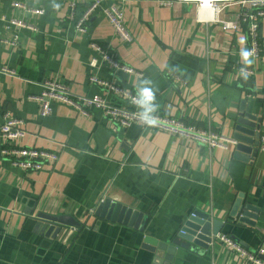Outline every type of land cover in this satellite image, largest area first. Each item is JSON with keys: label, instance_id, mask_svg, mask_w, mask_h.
<instances>
[{"label": "crops", "instance_id": "0c3cea01", "mask_svg": "<svg viewBox=\"0 0 264 264\" xmlns=\"http://www.w3.org/2000/svg\"><path fill=\"white\" fill-rule=\"evenodd\" d=\"M22 1L43 12L28 16L37 31L24 30L18 45L10 46L2 42L13 37L2 18L16 10L11 0H0V67L15 73L0 74V125L6 114L22 119L26 135L16 144L55 151L58 159L27 172L0 154V264H247L218 238L207 249L173 240L199 211L223 223L218 235L251 252L264 246L261 143L254 155L235 146L209 150L137 124L113 130L95 107L83 115L56 102L42 118L38 103L28 97L38 94L39 82L46 79L64 81L74 95H99L100 87L89 82L93 72L137 93L141 81L148 80L156 110L164 115L233 137L243 107L259 120L263 135L264 19L259 56L246 65L240 58L247 44L245 27L230 33L217 23L199 22L191 3L125 0L124 23L133 39L125 43L101 13L80 34L67 17V0ZM239 11L231 6L220 17L237 19ZM91 41L109 47L141 77L113 72L101 62L91 68L89 62L98 59ZM242 65L253 70L247 79L238 71ZM100 199L143 213L144 230L96 216ZM247 204L258 209L250 212L254 225L239 224L237 216ZM64 215L78 225L45 219ZM51 225L59 230L47 236ZM146 237L175 247L174 253L148 250Z\"/></svg>", "mask_w": 264, "mask_h": 264}, {"label": "built area", "instance_id": "2783aa9c", "mask_svg": "<svg viewBox=\"0 0 264 264\" xmlns=\"http://www.w3.org/2000/svg\"><path fill=\"white\" fill-rule=\"evenodd\" d=\"M153 1L159 5H172L173 3L194 4L199 11L197 18L199 22L217 23L226 32L233 33L245 27L247 44L243 49L246 48L251 51V61L258 58L260 45L258 29L264 19V0ZM124 3L125 0H67V17L76 32L85 34L91 17L101 13L109 21L116 36L121 41L130 43L133 39L124 23ZM79 4L84 6L77 10ZM231 6L240 8L238 18H221V12ZM10 7L15 9L16 13L12 17H3L2 21L4 22V29L12 31L13 37L10 39V37L4 36L2 37V42L10 46H16L18 45V36L21 32L24 30L37 31V27L30 23L28 16L40 15L43 11L42 9L31 7L22 0H11ZM204 10L209 11L210 15H201ZM90 47L98 56V59H93L89 62L91 68L95 69L98 67V62H101L107 64L113 72L122 71L141 77V73L120 62L109 47H103L95 41L90 42ZM240 58L243 61L241 55ZM244 64L247 65L245 62ZM246 65L240 66L238 71L242 74L243 70L247 76H250L253 74V70ZM0 74L15 76L14 71L6 66L0 67ZM173 80L182 84L186 83L178 76H173ZM89 82L98 85L102 93L99 95H74L64 81L46 79L39 82V93L28 98L38 103L39 116L42 118L52 112V104L55 102L66 105L83 115H88V108L95 107L103 113L113 130L124 129L137 124L145 129L165 132L186 139L209 150H228L237 144V140L233 137L218 133L209 127L203 128L186 123L182 119L164 115L157 110L152 114L156 121L155 124H146L140 118V109L136 103L138 93L135 90L123 87L114 80L101 78L96 72L89 76ZM108 96H114L118 101H111ZM25 135L26 131L22 119L13 118L9 114L3 116V121L0 125V142L2 144L0 154L9 161L13 168L27 172H37L44 166H51L57 161L58 154L55 151L17 145L16 142L22 140ZM260 139L261 149H264V134L261 135ZM102 201L104 200H99V202ZM217 238L225 248H230L247 264H264V246L251 252L224 235H217Z\"/></svg>", "mask_w": 264, "mask_h": 264}, {"label": "water", "instance_id": "95a60500", "mask_svg": "<svg viewBox=\"0 0 264 264\" xmlns=\"http://www.w3.org/2000/svg\"><path fill=\"white\" fill-rule=\"evenodd\" d=\"M243 105V104H242ZM245 109L241 108V114L237 119V125L235 127L236 133L233 138L237 140L235 149L239 153L256 154L257 147L260 145V132L258 119L250 114L244 113ZM241 197V195H240ZM241 215L237 216L239 224L254 225L256 216L250 212H258V209L247 204L243 206ZM94 214L101 218H106L118 223L127 224L133 226L136 229L144 230V224L146 217L143 213L132 210L122 206L121 204L114 203L107 199L97 204ZM44 218V217H43ZM53 222L68 226H77L78 223L69 216H46L45 219ZM222 222L218 219H212L208 214L199 211H194L190 217L186 220L184 227L178 233L177 237L173 240L175 245L181 244V241H187L193 246L207 249L216 236L220 233ZM59 227L51 225L46 235H50L53 232L57 233ZM145 247L150 251H155L156 247L159 249H167V253H174L175 247H168L164 243H158L151 237L145 238Z\"/></svg>", "mask_w": 264, "mask_h": 264}, {"label": "clouds", "instance_id": "9594fccd", "mask_svg": "<svg viewBox=\"0 0 264 264\" xmlns=\"http://www.w3.org/2000/svg\"><path fill=\"white\" fill-rule=\"evenodd\" d=\"M241 57L243 61L247 64L251 63L250 57L252 55L251 51L248 49H243L241 51ZM244 78L247 79V74L242 70ZM155 94L151 88V81L143 80L141 81L138 97L136 100L137 106L140 109V118L146 124H155V119L153 118V112L156 110V105L154 103Z\"/></svg>", "mask_w": 264, "mask_h": 264}]
</instances>
